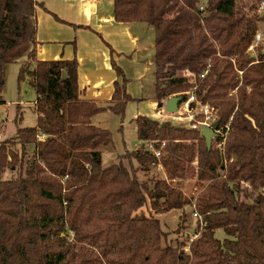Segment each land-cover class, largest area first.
I'll list each match as a JSON object with an SVG mask.
<instances>
[{
  "label": "trees",
  "instance_id": "1",
  "mask_svg": "<svg viewBox=\"0 0 264 264\" xmlns=\"http://www.w3.org/2000/svg\"><path fill=\"white\" fill-rule=\"evenodd\" d=\"M263 1L113 0L116 22L155 30L158 107L196 87L199 100L217 109L220 127H231L221 149L208 148L191 126L139 114L142 144L130 153L138 166L120 159L106 167L112 133L92 118L107 109L123 118L133 100L127 79L115 83L107 107L82 100L76 58L37 59L39 3L0 0V104L6 68L20 60L19 78L28 74L38 114L35 125L0 141V264H264V46L248 52L264 22ZM27 57L35 66L24 64ZM164 141L158 159L147 146ZM159 163L164 177L140 179L138 172ZM189 179L198 189L192 195L182 185ZM141 193L156 212L192 206L197 238L190 242L183 230L173 241L160 218L135 215Z\"/></svg>",
  "mask_w": 264,
  "mask_h": 264
},
{
  "label": "crops",
  "instance_id": "2",
  "mask_svg": "<svg viewBox=\"0 0 264 264\" xmlns=\"http://www.w3.org/2000/svg\"><path fill=\"white\" fill-rule=\"evenodd\" d=\"M36 1L39 3L36 8L37 59L76 58L82 100L107 107L112 104L115 83L122 85L126 78V93L133 98L128 103L152 104L154 109H160L154 101L155 93H147L146 89L148 75L154 71V29L141 22H116L113 0ZM113 62L122 70V75L117 73ZM157 112L151 115L139 111L132 122L135 126L134 120L139 114L165 119ZM108 113L112 111L107 109L95 115L93 124L103 126V117Z\"/></svg>",
  "mask_w": 264,
  "mask_h": 264
},
{
  "label": "rangeland",
  "instance_id": "3",
  "mask_svg": "<svg viewBox=\"0 0 264 264\" xmlns=\"http://www.w3.org/2000/svg\"><path fill=\"white\" fill-rule=\"evenodd\" d=\"M264 11V6L262 7ZM259 30L262 35L264 43V22L259 23ZM31 58H25L23 61L26 66H30ZM32 67L35 64L31 63ZM21 62L15 61L9 63L6 68L5 74V87L2 96L5 102L0 104V141L11 138V136L17 133V128L33 126L37 121V112L35 111V100L37 98L33 87L29 83V76L26 73L24 78H19ZM148 86L146 87L147 93H153L155 88V77L153 74L148 75ZM167 101V100H166ZM165 101V103H166ZM125 114L123 118L115 113H108L103 117L102 124L104 128H109L112 133V141L114 142L113 147L103 149L102 159L103 165L108 166L112 163L118 162L123 159L128 165L130 162L134 167L138 166V162L135 158H131V154L140 148V142L137 140L136 126H134L132 119L134 115L139 111L140 113H150L154 115L158 109H154L152 104H137V102H130L125 108ZM163 113L168 116V118L161 120L172 121L175 124L184 125L188 127L189 121L183 119L172 118L173 113H169L163 110ZM137 148V149H136ZM136 149V150H134ZM152 170L149 172H138L140 179H145L151 176H161L164 177L163 168L159 165L151 167ZM9 171H6L4 177L6 179L10 178ZM184 189L188 195H192L198 191L196 188V181L189 179L182 182ZM144 193L139 194L137 202L134 204V214H142L145 212L150 215H154L160 218L163 222L164 229L168 232V238L176 240L177 238L183 239V230L186 231L190 236L194 233L195 227L198 224V217L195 216L194 208L192 206L186 207L184 210H176L160 213L152 210L151 206L148 204V200ZM187 214L188 218L183 221L182 215ZM182 226L180 233L176 232V229ZM182 230V232H181ZM215 236L223 240L226 237L224 229H218L215 232Z\"/></svg>",
  "mask_w": 264,
  "mask_h": 264
},
{
  "label": "built area",
  "instance_id": "4",
  "mask_svg": "<svg viewBox=\"0 0 264 264\" xmlns=\"http://www.w3.org/2000/svg\"><path fill=\"white\" fill-rule=\"evenodd\" d=\"M264 6V1L261 4V7ZM262 35L260 30L256 33L253 44L249 48V53H252L255 55L256 53V47L260 44L264 46V43L262 42ZM209 69H205L202 74L200 75L202 78L205 77V75L208 73ZM241 73V71H239ZM185 76L195 77L191 72L186 70L184 73ZM196 87H193L191 90L187 91L183 96L182 100L179 103V111L176 113H173L175 115L172 116V118H177L180 120H187L189 121V126H191L194 129H197L200 133L204 126L212 127L215 122L218 121V111L216 108H214L212 105L206 102H201L199 98L196 96L195 92ZM163 110L165 111L164 107L160 108L158 110V115L161 117H167L166 114H163ZM220 127V126H219ZM231 124L228 123L224 127H220L215 132L217 133V136L213 138V143L216 144V147L221 149L225 143V138L227 133L230 131ZM166 146V142H161L158 146H155L153 143H149L147 148L154 154L155 157H158V159H161L162 152L164 147ZM162 167L161 163L158 164ZM195 216L199 217V215L194 212ZM190 242L193 241L195 238H197V234L193 233L190 236Z\"/></svg>",
  "mask_w": 264,
  "mask_h": 264
},
{
  "label": "water",
  "instance_id": "5",
  "mask_svg": "<svg viewBox=\"0 0 264 264\" xmlns=\"http://www.w3.org/2000/svg\"><path fill=\"white\" fill-rule=\"evenodd\" d=\"M254 56V54L252 55ZM182 100V96L174 95L171 96L165 103L164 109H166L169 113H176L179 111V103ZM219 122H215L212 127L204 126L201 130V135L206 140V144L208 148H211L213 145V138L217 136L215 130L219 128Z\"/></svg>",
  "mask_w": 264,
  "mask_h": 264
}]
</instances>
